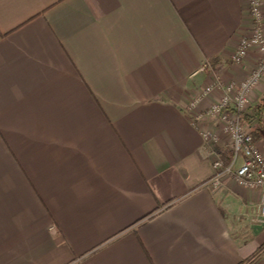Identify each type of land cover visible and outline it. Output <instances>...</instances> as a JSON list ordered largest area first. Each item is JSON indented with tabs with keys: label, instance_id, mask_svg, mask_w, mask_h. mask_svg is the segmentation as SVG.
I'll return each mask as SVG.
<instances>
[{
	"label": "crops",
	"instance_id": "1",
	"mask_svg": "<svg viewBox=\"0 0 264 264\" xmlns=\"http://www.w3.org/2000/svg\"><path fill=\"white\" fill-rule=\"evenodd\" d=\"M248 7L0 0V264H264L260 191L205 184L223 147L186 109L257 66Z\"/></svg>",
	"mask_w": 264,
	"mask_h": 264
},
{
	"label": "built area",
	"instance_id": "2",
	"mask_svg": "<svg viewBox=\"0 0 264 264\" xmlns=\"http://www.w3.org/2000/svg\"><path fill=\"white\" fill-rule=\"evenodd\" d=\"M264 1L248 0V14L252 27L248 33L242 35L231 56L234 62H240L254 47L259 55L257 66L239 81L227 80L222 82L218 78L204 85L200 97L191 99L186 109L193 116V122L201 127L203 139L208 144H218L220 136L205 126L206 118L216 122L230 138L231 154L224 161L218 154L213 157V175L205 183L212 188H218L224 179L231 178L239 187L260 191L258 201V216L264 218V152L258 141H255L249 129L238 112L246 109L253 99L255 87L264 77ZM218 93L217 99L201 110L199 101L202 97Z\"/></svg>",
	"mask_w": 264,
	"mask_h": 264
},
{
	"label": "trees",
	"instance_id": "3",
	"mask_svg": "<svg viewBox=\"0 0 264 264\" xmlns=\"http://www.w3.org/2000/svg\"><path fill=\"white\" fill-rule=\"evenodd\" d=\"M241 119L250 131L255 141L264 139V91L259 98L251 101L246 109L238 112ZM249 259V258H248ZM248 259L242 260L237 264H248Z\"/></svg>",
	"mask_w": 264,
	"mask_h": 264
},
{
	"label": "rangeland",
	"instance_id": "4",
	"mask_svg": "<svg viewBox=\"0 0 264 264\" xmlns=\"http://www.w3.org/2000/svg\"><path fill=\"white\" fill-rule=\"evenodd\" d=\"M263 22H262V28H263ZM263 32H264V29H263ZM256 87H255V89H256ZM255 89H254V91H255ZM222 131L223 130H221V132L218 133V135L220 136V138L217 141V143H219L220 144V147H223L224 149L223 148L222 149L219 148L218 150H215L214 153H213V157L217 156V154H218L219 156L221 155L220 157L224 161H227L229 159V157H230V154H231V150H230V138L224 132H222Z\"/></svg>",
	"mask_w": 264,
	"mask_h": 264
}]
</instances>
